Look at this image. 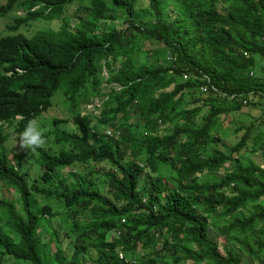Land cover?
<instances>
[{"label":"trees","instance_id":"16d2710c","mask_svg":"<svg viewBox=\"0 0 264 264\" xmlns=\"http://www.w3.org/2000/svg\"><path fill=\"white\" fill-rule=\"evenodd\" d=\"M16 7L0 37V264H264V110L225 133L264 104V0H6L0 17ZM47 115L58 147L36 148L31 182L3 143Z\"/></svg>","mask_w":264,"mask_h":264},{"label":"rangeland","instance_id":"374dc122","mask_svg":"<svg viewBox=\"0 0 264 264\" xmlns=\"http://www.w3.org/2000/svg\"><path fill=\"white\" fill-rule=\"evenodd\" d=\"M5 0H0V4H2ZM77 5L76 4H72V5H68L67 6V11H65V16L67 18L71 19V23L72 24H76V18L77 15H85L84 11H78V9L76 10ZM16 11H18V14H23L24 12L19 9V7H16ZM16 11H12L11 13H9L8 15L4 16V17H0V36H3L4 34H6V28L5 25L8 23H13V19L15 17V14H17ZM74 24V25H75ZM61 26V21L60 20H53V21H42L41 25H40V29H59V27ZM116 27L118 28H122L123 25L121 22H116ZM149 47L148 44L145 45V48ZM107 75V72L105 71L103 73V75ZM107 83H104V86H106ZM197 94H199V92H197ZM62 94L60 93V96ZM60 99V97L58 96V94L55 97V101H58ZM101 99L95 98L94 101L91 103H87V105L82 109L83 112H88V111H92L93 108V104L95 103H101ZM263 110H264V104H261L259 106H257L256 108H251V107H245L243 108L241 111L235 113L232 117H233V121L228 125V127L225 129V133H232V129H234L236 127V125H243V126H247L250 125L251 122L257 118H259L262 114H263ZM60 111V110H59ZM99 110L96 109L95 112H98ZM60 115L59 117H65L66 113L60 111L59 112ZM45 118L48 120L49 122V115L45 116ZM232 119V118H231ZM36 126L39 128V130L41 131V134L44 135L43 133H45L47 130L44 129L41 125V123H36ZM236 137L232 136L231 137V141H235ZM44 143L42 145H46L47 149H51L53 147V149H57V144L55 143L54 140V136H50L49 138H43ZM3 145L7 148V150L10 152V158L12 159L13 162H15L14 157H20L21 160V168H22V172H29V180L31 179V182L34 181L35 178L39 177V175L41 174V171L39 169V167L34 163V154H37V149H32L31 150H24L21 149L18 143V136L16 134H13L10 136L9 139H7V141H5L3 143ZM253 160L257 163L260 164L263 168H264V156L261 152H258L256 154L251 155ZM229 163L226 164V166H228ZM68 169H64L63 171L66 172ZM220 175L218 174H208L205 177H201L200 180H205L208 182L211 181H216L218 180ZM56 181V180H53ZM43 188H45V185H41ZM48 186V185H46ZM55 186V185H53ZM3 193L9 197V198H14L13 196V192L11 190L8 189H4L3 188ZM39 201L40 204L44 205L46 203V198H43L42 196H39ZM262 204L264 205V201L262 202ZM252 210V209H251ZM250 210V212H251ZM246 213V211H245ZM112 232H109V235H111ZM209 234L211 236V238L213 240H218L220 243L223 242V239L221 236H219L216 231L213 228H210ZM4 264H26V263H17L15 262L12 258L7 257L5 259ZM256 264H258V262H256Z\"/></svg>","mask_w":264,"mask_h":264},{"label":"clouds","instance_id":"9594fccd","mask_svg":"<svg viewBox=\"0 0 264 264\" xmlns=\"http://www.w3.org/2000/svg\"><path fill=\"white\" fill-rule=\"evenodd\" d=\"M5 2H6V0L3 3H5ZM18 11H16V12H18ZM9 24H11V23L6 24L5 27H7ZM92 102H90V103L92 104ZM98 105H99V103L93 104L92 111L95 112L96 111L95 109H97L96 106H98ZM95 113H98V112H95ZM36 123H41V125L43 126V120L42 121H36ZM36 123L33 122V121H28L25 124L23 130L18 135L16 134L18 136V143H19V146H20L21 149L31 150L32 151V149H36L37 147L44 146V145H42L44 143L43 138H46L44 135L45 134H48V137H50V136L53 135V133L52 134L49 133V131L51 129L48 126L49 125V122L47 120H45L46 127L45 126L43 127L44 129L47 130L45 133H43L44 135L41 134V131L36 126ZM108 133H112V130L111 131H108ZM9 138L10 137H8V139ZM9 158H10V152H9ZM10 160H11L12 163H17L18 161H21L19 156L18 157H14L15 162H13L11 158H10Z\"/></svg>","mask_w":264,"mask_h":264},{"label":"built area","instance_id":"2783aa9c","mask_svg":"<svg viewBox=\"0 0 264 264\" xmlns=\"http://www.w3.org/2000/svg\"><path fill=\"white\" fill-rule=\"evenodd\" d=\"M203 91H207V87H205L204 85L202 86Z\"/></svg>","mask_w":264,"mask_h":264}]
</instances>
